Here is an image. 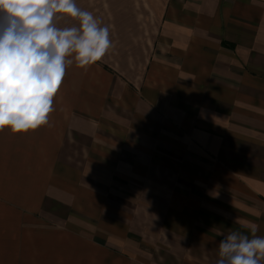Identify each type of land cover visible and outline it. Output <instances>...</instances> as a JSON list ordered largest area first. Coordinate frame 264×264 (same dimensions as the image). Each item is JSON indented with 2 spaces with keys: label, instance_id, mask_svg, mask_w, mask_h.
I'll return each instance as SVG.
<instances>
[{
  "label": "crops",
  "instance_id": "1",
  "mask_svg": "<svg viewBox=\"0 0 264 264\" xmlns=\"http://www.w3.org/2000/svg\"><path fill=\"white\" fill-rule=\"evenodd\" d=\"M75 3L112 47L47 125L0 131V264H216L218 232L264 236V0Z\"/></svg>",
  "mask_w": 264,
  "mask_h": 264
},
{
  "label": "clouds",
  "instance_id": "2",
  "mask_svg": "<svg viewBox=\"0 0 264 264\" xmlns=\"http://www.w3.org/2000/svg\"><path fill=\"white\" fill-rule=\"evenodd\" d=\"M71 17L79 26L59 27ZM112 47L109 27L75 0H0V131L27 132L49 123L66 69L87 67ZM218 232L216 264H262L264 236Z\"/></svg>",
  "mask_w": 264,
  "mask_h": 264
},
{
  "label": "built area",
  "instance_id": "3",
  "mask_svg": "<svg viewBox=\"0 0 264 264\" xmlns=\"http://www.w3.org/2000/svg\"><path fill=\"white\" fill-rule=\"evenodd\" d=\"M140 264H147V263H140Z\"/></svg>",
  "mask_w": 264,
  "mask_h": 264
}]
</instances>
